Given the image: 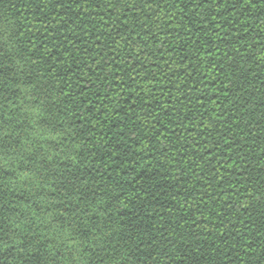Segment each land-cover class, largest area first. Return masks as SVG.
I'll return each mask as SVG.
<instances>
[{
	"label": "trees",
	"instance_id": "1",
	"mask_svg": "<svg viewBox=\"0 0 264 264\" xmlns=\"http://www.w3.org/2000/svg\"><path fill=\"white\" fill-rule=\"evenodd\" d=\"M264 0H0V264H264Z\"/></svg>",
	"mask_w": 264,
	"mask_h": 264
},
{
	"label": "snow or ice",
	"instance_id": "2",
	"mask_svg": "<svg viewBox=\"0 0 264 264\" xmlns=\"http://www.w3.org/2000/svg\"><path fill=\"white\" fill-rule=\"evenodd\" d=\"M262 6H264V5H262Z\"/></svg>",
	"mask_w": 264,
	"mask_h": 264
}]
</instances>
